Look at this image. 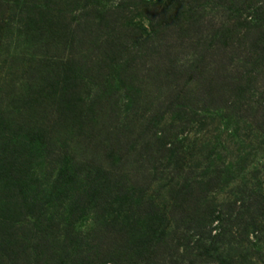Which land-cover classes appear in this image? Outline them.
Wrapping results in <instances>:
<instances>
[{
	"label": "rangeland",
	"instance_id": "1",
	"mask_svg": "<svg viewBox=\"0 0 264 264\" xmlns=\"http://www.w3.org/2000/svg\"><path fill=\"white\" fill-rule=\"evenodd\" d=\"M50 1V12L23 14L21 33L16 26L8 33L0 30V71L7 67L8 74L13 73L10 79L15 86L7 94L9 98L3 95L8 101L0 98V128L8 130L10 136L18 133L17 138L36 132L46 145L42 148V141L37 142L39 150L30 161L27 174L26 163H19L13 175L15 185L29 187L25 193L29 198L37 197L34 208L23 214L26 234L30 232L34 240L24 242L22 263L59 264L61 242L41 222H61L64 214L62 222L68 223L69 217L61 207L69 208L72 200L81 199L88 192L85 187L76 191L79 185H74L59 201L50 194L52 183L64 159L77 165L78 160L93 158L108 174L111 166L115 170L122 165L125 169L137 168L138 163L143 171L137 182L152 203L151 209L156 203L165 209L156 217L143 216L140 225L128 228L133 234L138 231V242L124 238L117 243L120 258L127 260L121 264H221V260L227 264H264L263 232L249 227L246 239L240 243L241 225L258 223L257 211L244 213L239 218L241 225L235 220L242 211L235 206V199L241 196L238 190L247 184L248 191L256 185L264 191V139L255 126L264 124V52L252 55L255 64L249 71L247 67L246 72L238 68L254 40L249 8L264 7V0H177L173 13L168 12L169 4L159 0L147 1L143 7L142 0ZM85 1L92 5L86 11L80 8ZM93 7L102 13L95 14ZM0 14L2 18L11 17L13 12ZM140 26L148 33L153 31L154 36H145L148 44L135 41L142 31ZM108 59L131 62V72L140 75L138 85L144 84L139 89L144 96L149 91L153 93L150 82L154 73L160 71L163 76L152 99L141 97L122 116L128 103L123 96L120 116L97 105L95 111L98 109L100 116L92 115L88 121L92 127L75 128L71 114L59 118L60 114L74 111L68 108L76 100L74 78L97 77L95 65L107 63ZM179 72L177 84L170 74L178 76ZM131 84L135 87L136 83ZM38 96L45 100L39 111L32 106ZM65 96L67 103L62 102ZM8 106L17 117L16 107L22 109L15 121L18 127L6 122L5 116L10 124L17 118L6 113ZM42 118L47 119L45 124L39 120ZM52 127V131L46 130ZM128 171L134 177L133 170ZM190 172L196 173L199 183L202 173L205 177L203 185L195 186L190 202L181 208V202L177 205L171 199L168 184L175 174L187 176ZM258 172V179H254ZM218 175L222 176L220 180H213ZM3 183L7 184V179ZM69 185L66 182L64 187ZM4 188L0 183V205L16 207L12 193ZM84 209L76 211L72 219L82 235L96 230L99 219L95 209ZM143 209L146 208L133 206V216L137 217ZM37 223H41L40 231ZM43 230L45 235L41 236ZM4 234L0 228V251L7 245L1 238ZM43 237L53 243H43ZM92 240L94 255L108 250L110 238L100 229L92 234ZM21 242L15 237L12 244ZM41 254L47 255L42 263L41 257L36 259ZM66 261L63 259L62 264Z\"/></svg>",
	"mask_w": 264,
	"mask_h": 264
},
{
	"label": "trees",
	"instance_id": "2",
	"mask_svg": "<svg viewBox=\"0 0 264 264\" xmlns=\"http://www.w3.org/2000/svg\"><path fill=\"white\" fill-rule=\"evenodd\" d=\"M123 1L129 3L130 1L137 0ZM142 1L143 7V4L148 5L147 1L151 0ZM160 2L162 4H169V7L171 8L170 11H168L169 13H173L176 4H179L177 0H159V3ZM51 4L52 3L50 0L44 2L42 1L41 3H38V1L36 0H0V13L6 14L7 12H13L11 17L2 18V14H0V30H4L8 33L9 31L13 30L16 26L17 32L21 33L19 30L22 28V20L20 19H22L24 13H33L36 11H42L44 13L48 11L50 12V10H52ZM80 8L86 11L91 9L92 5L89 4V1H85ZM263 8L264 7L256 8L254 10L249 8V10L252 11L250 20L252 26H250V29H252V31L254 32V40H252L249 49L244 52L245 56L241 58V62L243 65L239 64L238 66V68H242L241 70L243 72L249 71V67L255 64L252 55H256L259 51L264 52ZM103 9H105V7ZM93 10H95V14L102 13V11H97V7H93ZM126 10H128V8ZM140 28H142V31L138 34V36H136L137 39H135V41H137L138 43L141 40L142 42L148 44V38L145 41V36H154L153 31L150 30L148 33V31L143 28V26H140ZM122 60L117 63L112 59H108L107 63H103L102 65H95V74H97V77H81V75L75 77V91L77 93H75V91L73 92L76 96V100L71 105H68V108H74V111H72V113L67 114L63 113L62 116L60 114L59 118H68V116L72 115L70 118L71 121L73 118V122L74 124H76L75 128L81 129L86 126L92 127V123H88V121L93 119L92 115L94 116L95 113L96 118L100 116L99 110L97 109V112L95 111V107H97V105H99V107L103 106L104 108L109 109L110 111L113 110V112L116 113H114L115 116H120V105L123 103L121 96H123L128 103L125 105L124 111H121L122 116L123 112H129V108L132 104L139 103L141 97L144 96L139 89L144 84L138 85L140 75L137 74V71L131 72L133 68V65L130 64L131 62ZM4 65H6V62L4 63ZM84 65L88 64L84 63ZM88 66L90 67V65ZM174 67L176 68V66ZM246 67L248 69L244 71ZM106 70L109 71L107 74H104ZM176 70L177 72L179 71L178 69H175V71ZM156 72L157 73H154L150 82V84L154 86V91L159 88V82L161 80V76H163V74L161 75L160 71ZM12 75L13 73L8 74L7 67L3 68V70L0 71V98H3L5 101L7 99H5L3 95L7 97V94L10 92V90L15 88V86H12L14 85V82L10 79ZM150 76L151 75L149 74V77ZM170 76L178 84V81L180 79V72L178 73V76H176L175 73L170 74ZM22 78L21 80H23ZM239 79L241 80V77L238 76V80ZM81 82H83V84L80 85ZM131 83H136L135 87H133ZM47 86L52 87L50 84H48ZM84 88H87L88 90L86 92H82ZM53 89L55 88L53 87L51 90ZM154 91L153 93H155ZM153 93L151 94L149 91L144 97L151 100ZM180 94L181 91H179L176 95L179 96ZM67 96L63 98L62 102H68ZM7 98H9V95ZM34 101L35 102L32 106L36 108L37 111H39V109L45 106L43 103L45 100L41 99L40 96L34 99ZM75 110L77 112H75ZM16 111L19 113L18 117L16 112L12 110L10 111L9 106L6 110V113L15 114L17 117L10 124L9 121H7V116H5L6 122L10 126H16L15 121L17 119L19 120V117L21 116V107H16ZM39 120H42L45 124V121L47 119L42 118ZM67 120L69 121V119ZM119 125L121 129L123 127V124L121 123L118 124V126ZM255 126L256 130L258 132H261L262 139H264V124H255ZM53 127L46 128V130L52 131ZM9 134L10 133L8 132V130L0 128V183L3 187H5L4 190L7 189V191L9 190V192L12 193V202L16 204V207H11L8 203L0 205V228L4 230V233H6L1 238H4L3 244L7 243V245H3V248L1 249L2 251H0V264H26L25 262L22 263L23 261H21L26 251L24 249L26 247L24 242H30L34 239L31 236L30 232L26 234L27 220L23 218V214H25V211L34 208L33 201L37 197L29 198L25 194L29 187L27 185H15L13 175L15 173L14 171L18 168V166L16 165L19 163H26L27 174V171L29 170L28 167L31 165L30 161H33L34 154L39 150V147L36 145L39 144L37 142L39 140L42 141V148H45L46 145L43 142V138L36 132H31L29 135L23 138H17L16 136L19 135L18 133H15L16 136H10ZM91 134L92 132L89 134V138L91 137ZM93 136L94 138H96L97 134ZM94 145L95 143H93L92 141V149ZM106 156L108 159L112 160L111 156ZM95 157L97 156L95 155ZM95 160H93V158H90L89 160H78V164L75 165L70 159H64L61 167L59 168V174L56 175V178L52 183V189L50 191V194H53V196H57L58 199L64 194L69 193V191H72L74 185H79V187L76 186V189L74 190L77 191L80 188L85 187L86 192H88L87 195L82 192L83 195H81V199L72 200V202L69 204V208L61 207L63 213L65 212L69 217L68 223H66V221L65 223L62 222L65 220L64 214L62 215L63 220L61 222L58 220V222L56 223L54 220L50 221L47 219L41 222L46 227L45 229L53 230L56 233L55 238L61 242V247L59 248V251L62 254V259H60L61 261L59 262V264H62L63 259H67L64 264H121V262L127 263V260H122L120 258L121 251L120 249H118L117 243L120 244L122 241H124V238H126L127 241L131 240L137 243L138 240L136 234L138 233V231L133 234V232L129 231L128 228L130 226L136 227L140 225L144 220L143 216H147L146 219L156 217L157 213H160L161 210H165L162 204L160 203H156V206L153 205L154 209H151L152 203L150 202V200H148L147 194H145V192L140 189L139 183L137 182L138 174L142 170L140 166L138 167V163H136L137 168L125 169L126 166L123 167L122 165L115 170L114 167L111 166L114 170L110 167L111 173L108 174L107 170H105L103 166L99 165L97 160L95 163ZM180 163L177 164V167H179L178 165H180ZM128 169L133 170L132 174H134V177L129 176ZM23 174L24 171L22 172L21 176ZM202 174L199 176L201 179V183L205 177L202 176ZM258 175L259 172L255 173L254 179L259 177ZM221 177V175L215 176L213 180L219 181ZM4 179H7V184L3 183ZM170 180L171 181L168 184V193L175 204L180 205L179 202H181V208L188 204L190 202V199L193 198L192 195L193 193L195 194L196 190L194 189L195 186H201V183L198 182L199 179L198 176H196L195 172H190L187 176H179L175 174ZM66 182H70V185L64 187ZM16 192H19V194L15 196L13 193ZM176 193L177 195L175 197ZM238 193L241 196L240 198L235 199V206L238 205L239 209L242 211L239 216L236 215L235 220L237 221V224H242V220H240L239 218L242 217L244 213H248L251 209L257 211V214H255V216L257 217V220H259V224L256 223L251 225L250 222H247L243 225V227L241 225L239 229L240 236L242 238L240 240L241 243L244 239H246L249 227H252L256 232L264 233V191L261 189V187L257 185L248 191L246 184V186L244 185L242 190H238ZM145 200L148 203H146ZM149 204L150 206H148ZM135 205H138V207L144 206L146 209L148 208V211H146V209H143L139 211L140 214L135 217L133 216L132 210V207ZM78 206H81V209H79ZM84 208H86L87 210H90L92 208L97 211V214L99 216V219L96 221L97 229H100L103 232L104 236L110 238V243L106 245L108 250H106L105 253H98L96 255L93 254L92 234L97 233V229L86 235H82L81 233L76 231L72 219L77 213L76 211H83L85 210ZM41 223H37L39 231L41 230ZM18 231L21 233L17 234ZM23 232L25 236H22ZM43 235H45V230H43L41 233V236ZM15 237L17 241L18 239H20L22 242L13 245L12 241H14ZM41 240L43 241V243L46 242V240L49 241L50 244L53 243V240H49L45 237L41 238ZM112 240L113 242L111 243ZM83 251H86V254H84ZM97 256L100 257L98 260ZM39 257H41V263L44 260H47L46 254H41L36 259L39 260ZM219 263L227 264L225 260H221ZM169 264L172 263L170 262Z\"/></svg>",
	"mask_w": 264,
	"mask_h": 264
}]
</instances>
